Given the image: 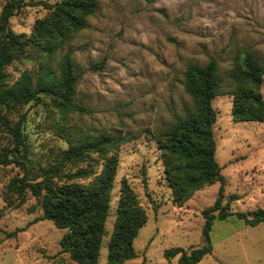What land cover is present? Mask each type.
<instances>
[{
  "label": "rangeland",
  "instance_id": "374dc122",
  "mask_svg": "<svg viewBox=\"0 0 264 264\" xmlns=\"http://www.w3.org/2000/svg\"><path fill=\"white\" fill-rule=\"evenodd\" d=\"M6 1L0 0V9ZM60 1L25 0L9 20L10 29L29 38L49 6ZM97 1L86 27L53 56L30 46L6 67L9 84L24 74L33 80L48 71L57 76L69 52L78 75L73 103L86 112L68 110L44 95L16 110L0 111L10 126L23 119L21 136L27 148L21 158L24 170L14 162L21 151L9 155L12 163L0 164V264H75L59 245L64 230L38 220L42 211L37 199L28 190L22 195L10 192L8 184L25 171L27 179L36 180L61 161L70 145L102 134L127 140L117 150L97 264H107L122 181L147 216L133 241L135 257L124 264H178L180 255L167 260L165 251L181 248L189 253L203 245L201 213L213 205L219 183L194 192L181 206L174 204L152 133L170 126L190 106L183 90L188 64L203 66L214 59L224 82L245 52L264 65V0ZM258 93L264 101V81ZM232 100L226 92L211 101L216 114L214 158L224 179V197L235 196L229 210L249 215L264 209V122L233 121ZM14 146L0 120V154ZM102 166L101 156L90 152L67 161L56 184L88 185ZM83 171L86 177H68ZM210 241L212 252L197 264H264V223L252 227L235 216L215 220Z\"/></svg>",
  "mask_w": 264,
  "mask_h": 264
},
{
  "label": "trees",
  "instance_id": "16d2710c",
  "mask_svg": "<svg viewBox=\"0 0 264 264\" xmlns=\"http://www.w3.org/2000/svg\"><path fill=\"white\" fill-rule=\"evenodd\" d=\"M25 0H8L0 9V111H12L36 101L39 95L56 99L71 111L86 112L81 105L73 103L78 75L69 52L60 62L57 76L48 71L33 80L24 74L9 84L6 67L26 53L30 46L48 56L63 48L68 40L84 29L88 18L95 12L97 0H61L49 6V14L35 23L29 38L15 34L9 20L24 6ZM264 81V65L252 53L245 52L230 70L228 81L219 75L214 59L205 65L188 64L183 74V90L190 106L174 118L173 123L152 133L162 153L164 178L172 193L174 204L181 206L194 192L205 186L219 183L218 195L212 206L202 211L203 245L186 253L181 248L165 251L167 260L180 255L178 264H197L212 252L210 232L215 220L225 221L230 216L241 219L248 226L264 223V209H256L249 215L233 213L229 203L234 195L224 197L223 176L215 161L216 150L212 126L216 114L211 101L226 92L233 98L232 119L236 122H264V101L258 93ZM7 131L14 139L13 150L0 154V164L12 163L9 155L21 151L14 162L25 169L21 158L26 145L21 136L20 118L10 126L5 117ZM127 140L124 136L102 134L91 140L70 145L61 161L46 170L36 180L27 179V172L13 178L8 190L22 195L28 190L39 203L42 215L38 220H48L64 230L59 245L75 264H97L104 224L108 216L110 193L117 169V150ZM93 152L103 159L101 173L88 185L76 183L56 184L63 165ZM87 172L70 174L69 178L86 177ZM147 222L144 209L126 181H122L115 212V222L108 244L107 264H124L135 257L133 241ZM18 231V230H16ZM15 232L8 234L9 237Z\"/></svg>",
  "mask_w": 264,
  "mask_h": 264
}]
</instances>
